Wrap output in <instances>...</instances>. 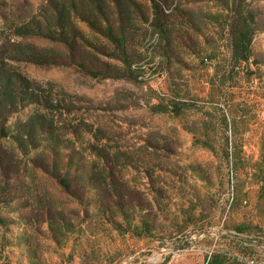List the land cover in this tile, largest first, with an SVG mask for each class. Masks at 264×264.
<instances>
[{
  "label": "rangeland",
  "instance_id": "374dc122",
  "mask_svg": "<svg viewBox=\"0 0 264 264\" xmlns=\"http://www.w3.org/2000/svg\"><path fill=\"white\" fill-rule=\"evenodd\" d=\"M75 152L119 165L123 212L59 185ZM214 256L264 264V0H0V264Z\"/></svg>",
  "mask_w": 264,
  "mask_h": 264
},
{
  "label": "trees",
  "instance_id": "16d2710c",
  "mask_svg": "<svg viewBox=\"0 0 264 264\" xmlns=\"http://www.w3.org/2000/svg\"><path fill=\"white\" fill-rule=\"evenodd\" d=\"M163 14L161 11H156L155 17L157 21H161ZM236 19V18H235ZM246 21L242 13H239V20H234V25L232 23L230 35H231V45L233 53L241 62L251 61L253 58L252 50L250 49L252 32L251 27L245 26ZM161 26V33L165 35V29ZM101 33L106 34V36L114 43L120 44L119 38L113 34V29L110 26H107V29ZM167 35V33H166ZM68 41V40H66ZM71 50V49H70ZM91 73V72H90ZM92 74V73H91ZM185 102L169 100L162 105L164 113L172 117H180L185 111ZM56 149L53 150V153H56ZM109 155V154H107ZM106 157V158H102ZM55 163V162H54ZM101 163V164H100ZM61 166L54 165L52 168L55 173L54 177L57 179L59 185L67 191H72L71 187L74 184V187L77 188L78 183H83L85 187H91L96 189L98 192L99 201H108L109 208H113L115 211L123 212L126 202V194L124 190L123 183V174L122 169L118 164L111 161L110 157L100 156L99 162L94 161L93 165L88 167L86 162L82 160V156L75 152L72 156L69 157L67 162V173L61 174ZM49 171H51L49 169ZM71 171H76L79 175L82 174L81 178L78 175H72ZM84 180V181H83ZM83 181V182H82ZM75 188V189H76ZM81 189V188H80ZM83 192L76 196L79 201H83L85 198V190L81 189ZM76 193V191H75ZM107 203V204H108ZM228 262L221 256H214L211 261L207 264H227ZM228 264H237V263H228ZM246 264V263H245Z\"/></svg>",
  "mask_w": 264,
  "mask_h": 264
},
{
  "label": "built area",
  "instance_id": "2783aa9c",
  "mask_svg": "<svg viewBox=\"0 0 264 264\" xmlns=\"http://www.w3.org/2000/svg\"><path fill=\"white\" fill-rule=\"evenodd\" d=\"M249 264V262H247Z\"/></svg>",
  "mask_w": 264,
  "mask_h": 264
}]
</instances>
